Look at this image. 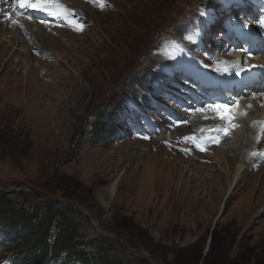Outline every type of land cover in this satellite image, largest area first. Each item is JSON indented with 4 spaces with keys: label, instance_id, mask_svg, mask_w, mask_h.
<instances>
[{
    "label": "rangeland",
    "instance_id": "rangeland-1",
    "mask_svg": "<svg viewBox=\"0 0 264 264\" xmlns=\"http://www.w3.org/2000/svg\"><path fill=\"white\" fill-rule=\"evenodd\" d=\"M66 1L76 8L68 13L83 30L40 27L57 37L54 42L41 37L46 51L41 53L10 27L13 7L0 14V189L15 209L61 210L78 224L80 248L95 258L264 264V156L251 155L264 142L251 140L244 153L242 125L232 139L216 145L217 129L206 125L218 120L192 109L169 136L168 129L160 130L164 124L149 119L156 126L139 138L127 130L145 119L152 100L156 119H172L160 107L170 108L167 97L145 94L155 88L159 64L214 77L194 56H203L194 45L206 33L204 12L220 0H103V7ZM195 11L200 24H183ZM167 36L180 44L164 42ZM192 130L204 137L203 151ZM208 151L214 152L202 155ZM3 232L0 223L1 242ZM1 248L0 243V264H10L12 255ZM65 258L61 254L51 264H80Z\"/></svg>",
    "mask_w": 264,
    "mask_h": 264
},
{
    "label": "trees",
    "instance_id": "trees-1",
    "mask_svg": "<svg viewBox=\"0 0 264 264\" xmlns=\"http://www.w3.org/2000/svg\"><path fill=\"white\" fill-rule=\"evenodd\" d=\"M8 192L0 189V212L6 210L1 215V228L4 230L3 245H7L5 252L12 254V259L17 260V264H37L44 261L49 255L51 260L64 254L67 263L80 264H133L124 262L117 257L105 254L100 258H95L91 252H86L80 248L83 246L79 240L78 224L71 220L61 210L49 207L41 212H27L24 207L15 209L14 203L7 197ZM59 219V220H58ZM58 221V233L53 234L54 222ZM14 235V238L10 237ZM34 242L33 245H30ZM104 242V241H103ZM31 248L28 254H15L13 251ZM46 262V261H44ZM145 262V261H142ZM140 264H144V263ZM72 264V263H71Z\"/></svg>",
    "mask_w": 264,
    "mask_h": 264
},
{
    "label": "bare ground",
    "instance_id": "bare-ground-1",
    "mask_svg": "<svg viewBox=\"0 0 264 264\" xmlns=\"http://www.w3.org/2000/svg\"><path fill=\"white\" fill-rule=\"evenodd\" d=\"M66 1V0H65ZM68 3H70L69 1H66ZM71 4V3H70ZM71 8L73 9H76L74 8L72 5H70ZM54 12H55V16L54 18L56 19H63L64 17L62 16V13L65 14V12H62V9L61 7L58 5V4H55L54 6ZM62 12V13H61ZM9 18V17H8ZM15 24L17 23V20L16 19H13L12 20ZM81 22H85V19H82ZM37 24H41V25H49L50 23L49 22H43V23H40V22H35L33 24H30L29 22L28 23H25L24 25H22V28L19 29V32H20V37L22 39L23 42H25L26 44L29 45L30 48H34L33 50L34 51H39L40 53L41 52H46L44 51L45 48L42 47V42L40 41V38H45L46 40H50L52 42H54V39H56L57 37H52L51 34H48V32H46L44 29L38 27L37 28ZM35 28L37 29V31H35ZM62 33L64 34L65 32L63 31H59L58 33ZM54 35V34H52ZM67 35V34H66ZM61 37V36H60ZM216 79V77H211V80L212 82H214ZM202 114V113H201ZM262 116H264V110H256V117L257 118H261ZM200 119V118H199ZM243 134H244V137H245V141L247 142V145H245L244 149H243V152H248V149H249V146L251 144V140L255 139L256 138V134H257V131H256V126L254 123L251 122V119L250 117L249 118H246L244 121H243ZM210 125L214 126L215 129H218V124L215 125V124H207L206 125V128L208 127H211ZM200 126V125H199ZM202 127V126H201ZM205 128V127H204ZM212 129V128H211ZM230 147V146H229ZM228 147V148H229ZM229 161V160H228ZM231 165H233L232 161L230 163V165H228V168L230 170H232L231 168ZM242 168L238 169V173L234 179V181H236V179L238 178V175H239V171L241 170ZM242 176V174L240 175V177ZM229 176L226 175L223 179H228Z\"/></svg>",
    "mask_w": 264,
    "mask_h": 264
},
{
    "label": "snow or ice",
    "instance_id": "snow-or-ice-1",
    "mask_svg": "<svg viewBox=\"0 0 264 264\" xmlns=\"http://www.w3.org/2000/svg\"><path fill=\"white\" fill-rule=\"evenodd\" d=\"M101 2V6L103 7V0H100ZM19 4H20V7L21 8H26V7H32V8H38L39 10H44V7L42 5H38V4H32V3H27L26 0H19ZM241 3H240V0H223V7H222V11H227V10H230L234 7H241ZM49 14H52L51 12ZM203 15V13H202ZM261 27H264V20H260L259 21ZM242 28H247L248 27V24L247 23H243L241 25ZM77 30L78 31H82L83 30V25H78L77 26ZM209 107H212L214 108L215 110H219L221 108H224V109H227L228 106L226 105H210ZM246 115V113H245ZM222 119H224L225 117H221ZM227 119L229 120L230 122V126L231 127H236L237 125H234V124H231V120H232V117L229 116L227 117ZM225 134H227V130L225 131Z\"/></svg>",
    "mask_w": 264,
    "mask_h": 264
}]
</instances>
